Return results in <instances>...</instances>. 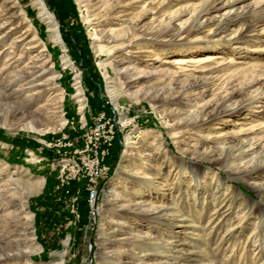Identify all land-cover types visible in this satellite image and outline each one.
Masks as SVG:
<instances>
[{
  "label": "rangeland",
  "instance_id": "1",
  "mask_svg": "<svg viewBox=\"0 0 264 264\" xmlns=\"http://www.w3.org/2000/svg\"><path fill=\"white\" fill-rule=\"evenodd\" d=\"M42 2L58 23L62 43L50 38L36 0H0V16L7 11L11 26H17V33L0 42V86L7 81L2 68L10 50L16 59L23 54L11 65L15 72L44 44L47 55H39V64L45 74L33 91L46 87L49 66L63 89L59 113L33 117L13 114L0 93V264H264V0ZM114 4L116 11L145 13L144 28L157 17V33L143 38V45L163 54L156 60L142 57L138 65L168 68L169 75L130 86L117 72L129 62L115 66L99 50L104 42L95 32L111 25L104 16ZM174 10L183 14L169 20ZM187 10L200 13L194 26L201 29L179 34ZM30 27L43 44L29 51L25 44L5 49ZM26 36L28 43L33 34ZM187 44L193 45L184 55L215 58L182 68L164 62L181 55ZM77 81L82 102L75 96ZM50 93L55 91L48 89L32 110ZM234 103L243 108L216 113L203 126L179 127L178 111L193 107L212 115L215 105ZM102 112L116 122L117 136L106 159L112 172L91 211L87 179L74 162L82 164L83 136ZM34 117L63 122L55 130L32 129ZM208 133L215 136L204 138ZM127 138L134 142L132 154L122 161ZM21 142L23 150L16 145ZM123 165L129 177L118 173ZM21 175L23 181L44 183L26 194ZM143 200L150 207L166 206L168 214L150 222L145 214L134 217L118 209L119 203L134 208ZM137 234L145 244L134 242ZM20 250L27 255L7 257Z\"/></svg>",
  "mask_w": 264,
  "mask_h": 264
},
{
  "label": "bare ground",
  "instance_id": "2",
  "mask_svg": "<svg viewBox=\"0 0 264 264\" xmlns=\"http://www.w3.org/2000/svg\"><path fill=\"white\" fill-rule=\"evenodd\" d=\"M36 1L40 4L41 7L40 16L47 23L48 30L50 31V38L56 43H62L61 36L59 35L58 32V23L55 17L50 11H48L44 7L42 0H36ZM116 4L112 5L110 9L106 12V15L104 16V18L107 17L110 18L109 22H111V25L100 31L96 30L95 32L94 38L98 42H104V45L98 44L99 50L105 52V54H107L108 57L111 58V62L115 66L122 64L124 62H129L128 64L117 68V72L121 73L124 76V78L127 79L126 82H128V85L130 86L137 87L138 85L149 83L153 78H156L157 76L159 77V74L161 75V73L163 72H164L162 74L163 76H165V74L169 75L168 72H170L171 70H169L168 68L149 69L147 67H140L138 65V60L142 57L154 55L153 58H151V60H156L160 57L161 54H163V53L160 54L158 51H156V48L152 44L147 43V45H143L144 44L143 38H153L156 35L157 31H154L153 28L156 26V24L154 23L157 17L152 16L150 21L151 22L150 27L144 28L140 25V22L141 19L143 18L141 16H144L145 13L142 12V14L140 15L138 14L131 15L132 11L129 12L128 11L129 8L124 11L121 10L116 11L117 10ZM143 9L144 8H142V10ZM182 14L183 11L174 10L172 14L169 16V20L178 19ZM186 14H188V17L184 22H182L179 25L178 33L183 34V33L198 32L201 29V27L200 26L195 27L194 21L198 20L200 13H197L194 10L193 11L187 10L185 12V15ZM11 16L12 14L9 16L7 14V11L2 16H0V42H2V40L6 39L8 36L17 33L16 32L17 26L15 27H13L14 25L11 26L12 24ZM120 21L121 23H118ZM161 22H164V19L160 20L157 23H161ZM30 28L25 29L23 33L14 35V37H12L11 43L5 49L6 50L9 48L13 49L15 46H20L25 44L27 45L26 50L29 51L31 50V48L33 49V47L38 46L40 43L43 44L42 40L40 39L36 31ZM31 33L33 34V37L27 43L25 41L27 38L26 35ZM31 41H34L36 45H29ZM192 45L191 44L184 45V48L179 52L181 55L174 57L172 60L166 59L164 62L171 64L174 67L182 68L184 66L193 65L196 63L211 62V60L215 58V56L212 55H205L203 57L184 55V54H188L186 50L188 48H191ZM169 52L170 51H168L167 54H169ZM39 53H40L39 55H44L46 58L47 49L44 44L42 45V48L40 49ZM22 55L16 59L14 56V50H10L8 59L6 60V63L2 68L4 70L3 72L7 75V81L1 84L0 93L2 94L3 98L6 99V105L10 106V108L13 111V114L20 111L22 114H27L30 115L31 117L36 116L37 113L39 114L41 113L48 114V113H57V112L59 113L63 102V89L59 88L56 82V76H57L55 74L56 72L55 73L52 72V66H49L47 70L51 71L52 76L46 79V87L40 89L37 88L38 90L33 91V88L35 86L41 85V83H37L36 81L40 80V78L44 76L45 69H43L42 64H39V55H35L34 57L31 56L30 57L31 59L29 58L31 61L29 60L28 62H25L17 71L14 72V70H10L11 65L14 64V61L18 62L22 59ZM69 61H70L69 58L64 59V63L66 64H68ZM23 81L24 83H22ZM76 83H77L76 86L77 91L75 93V96H78V101L82 102V97H81L82 91L80 89L79 81H77ZM12 84L16 85L17 87L10 88ZM48 89H53L55 93H53L52 95L50 93L44 99V101L42 100L43 103L41 105L36 107L35 110H32L33 106H35L39 102L40 98L42 99L43 96H45L44 93ZM128 94L130 95V93ZM21 96H23V98H21ZM37 98L38 101H36ZM82 107L83 106H81L80 108ZM242 108H243L242 104H235V103L226 104L223 108H220L218 105H215L214 114L201 115L196 109L190 107L188 109L178 111V115H180L178 124L179 127L203 126L215 120L216 113H220V112L235 113ZM56 109L58 111H56ZM62 122H63L62 120L58 123L43 122L34 117L33 122L29 123V127L38 130H43V129L55 130L62 125ZM212 136L214 137L215 135H211L208 133L204 135V138H211ZM133 143L134 142L132 140L127 138L125 147L123 148L121 153L122 161L128 160L129 156L132 154L131 148L133 147ZM181 162L183 161L181 160ZM123 166L124 168L119 169L120 171L118 170L119 171L118 173L123 174L126 177H129L130 175L127 172L128 170L127 169L125 170L126 165ZM23 178H24L23 175H21L19 177V181L20 183L21 182L24 183V189L26 194H31L40 190V188L44 183L43 178H36L35 181H31V182L23 181ZM112 191L116 192V189L113 188ZM134 204L136 205V207L131 208L129 204L119 203L118 209H121L126 214L133 215L134 217H136L137 215L142 216L143 214H145L146 220L150 222L155 221L161 216L168 214L167 207L163 205L150 207L147 206L149 203L145 202L144 200L136 201ZM118 209L115 208L114 211H117ZM133 209H137V211H134ZM144 238H145L144 236L138 235L137 238L134 239V242L136 243L141 242L142 244H145ZM121 240H126V238L123 237ZM146 253L147 252L144 251L142 253V256H146ZM26 255H27L26 251L20 250L17 253L7 254V257L15 258L18 256L21 257ZM6 264H19V263L9 262ZM21 264H32V263L29 260H27ZM54 264H60V263H54Z\"/></svg>",
  "mask_w": 264,
  "mask_h": 264
},
{
  "label": "built area",
  "instance_id": "3",
  "mask_svg": "<svg viewBox=\"0 0 264 264\" xmlns=\"http://www.w3.org/2000/svg\"><path fill=\"white\" fill-rule=\"evenodd\" d=\"M115 136H117L116 122L106 117L104 112L98 114L94 126L89 127L83 136L84 146L79 150V153L83 155L82 164L74 162L78 171H81L80 175L87 179L85 190L91 211L97 207V201L103 194L112 172L106 159L110 155ZM62 167L65 168V165Z\"/></svg>",
  "mask_w": 264,
  "mask_h": 264
},
{
  "label": "trees",
  "instance_id": "4",
  "mask_svg": "<svg viewBox=\"0 0 264 264\" xmlns=\"http://www.w3.org/2000/svg\"><path fill=\"white\" fill-rule=\"evenodd\" d=\"M16 145H17V146L19 145L18 147H20L21 150H23L22 147L26 146V144H25L24 142H21V144H16ZM20 148H19V149H20Z\"/></svg>",
  "mask_w": 264,
  "mask_h": 264
}]
</instances>
